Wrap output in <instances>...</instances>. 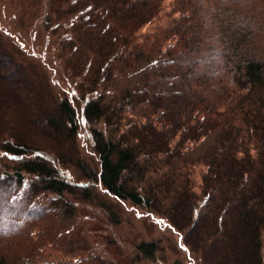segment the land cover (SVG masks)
Returning <instances> with one entry per match:
<instances>
[{
	"label": "trees",
	"instance_id": "1",
	"mask_svg": "<svg viewBox=\"0 0 264 264\" xmlns=\"http://www.w3.org/2000/svg\"><path fill=\"white\" fill-rule=\"evenodd\" d=\"M15 1L0 0V264L22 262L4 226L30 220L82 250L67 264H264L258 26L217 0H174L157 35L141 30L166 0ZM128 212L145 231L119 233Z\"/></svg>",
	"mask_w": 264,
	"mask_h": 264
},
{
	"label": "rangeland",
	"instance_id": "2",
	"mask_svg": "<svg viewBox=\"0 0 264 264\" xmlns=\"http://www.w3.org/2000/svg\"><path fill=\"white\" fill-rule=\"evenodd\" d=\"M13 1L14 3H18L15 0ZM222 1L217 0L209 5L215 6L214 10L218 11H222V6H228L232 8L231 10H233V12L236 11L238 13H242V16L247 17L249 23L258 26L259 29L258 27H253V29L257 31L255 32V41L258 50L264 54V0H225V2L223 1L224 3H222ZM179 16L180 12L176 7V1L166 0L163 3V12L161 15L154 21L145 25L141 32L143 34L149 33L152 35L163 33L164 30H167L171 24L179 18ZM82 138H84V136ZM202 172L203 169L201 166H197L192 169V178L196 187L199 186L201 182ZM18 210H20V206H15L12 207V209L6 214H9L10 216V214ZM133 212L136 213V210ZM126 215L127 217H130L132 214L130 215L128 212ZM35 222L36 221L31 220L28 221L31 227H28V225H19V223L16 224L18 225L17 227L7 228L4 226V232L7 236L6 241L10 242L8 251L12 258L16 256L20 261H22L21 264H36V259H42V264H67V262L73 261V259H76L79 255H84L82 254L81 249L69 253L66 247L68 244H65V242L60 239L61 237L58 236V238L50 231V221H44L36 224ZM13 224H15V222H13ZM134 225L136 231L138 229H140V231H145L144 226L141 225L140 222H136L134 221V218L130 217L126 221L124 228L119 230V233H122L124 237H128L131 226ZM97 227L98 229L100 228V231L96 232V237L92 239V241L95 239H107L110 230H107L106 227L99 225V223ZM155 234L156 237H164L160 233L159 228ZM40 243H43V246H40ZM101 248L102 246L99 247V253L106 256L107 253H105ZM73 254L77 257H74Z\"/></svg>",
	"mask_w": 264,
	"mask_h": 264
}]
</instances>
